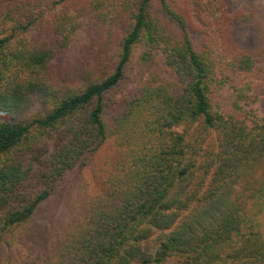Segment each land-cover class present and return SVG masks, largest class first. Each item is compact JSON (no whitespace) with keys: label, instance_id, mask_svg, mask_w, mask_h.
Listing matches in <instances>:
<instances>
[{"label":"trees","instance_id":"16d2710c","mask_svg":"<svg viewBox=\"0 0 264 264\" xmlns=\"http://www.w3.org/2000/svg\"><path fill=\"white\" fill-rule=\"evenodd\" d=\"M263 86L264 6L0 0V264H264ZM76 170L79 218L38 232Z\"/></svg>","mask_w":264,"mask_h":264},{"label":"rangeland","instance_id":"374dc122","mask_svg":"<svg viewBox=\"0 0 264 264\" xmlns=\"http://www.w3.org/2000/svg\"><path fill=\"white\" fill-rule=\"evenodd\" d=\"M230 11L235 13L237 11L243 10L247 8V6L257 5L264 6V0H225ZM115 34H121V26H115ZM246 31V30H244ZM242 29L238 28L236 32L238 42L243 41V32ZM95 32L86 33L79 41L75 49H73L69 56L68 61L74 62L77 56V53L81 50V48L90 44L91 40L95 36ZM141 49H138L135 52V59L138 58ZM133 71H132V84L131 88L137 86L139 83L148 79L152 75H166V66L160 60L158 63L149 65L143 68L141 65L133 63ZM231 91L228 88H224L222 91V97L220 101H224L223 104L225 106L231 105L232 99L230 97ZM260 108L264 109V86L261 91V103ZM261 109V110H262ZM39 111V105L33 107L29 115H33ZM87 171L85 170H76L72 172L67 181L63 184V186L52 196L45 205L41 208L38 218L36 222L33 224L34 228L37 229L38 232L41 230L44 232H53L55 234H59L62 230L68 227L71 223L75 222L80 215V207H81V189L87 179Z\"/></svg>","mask_w":264,"mask_h":264}]
</instances>
